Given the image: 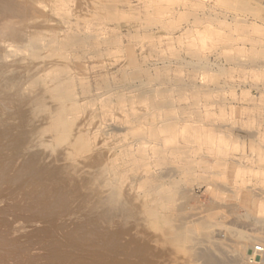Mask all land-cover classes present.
Masks as SVG:
<instances>
[{
	"label": "rangeland",
	"instance_id": "1",
	"mask_svg": "<svg viewBox=\"0 0 264 264\" xmlns=\"http://www.w3.org/2000/svg\"><path fill=\"white\" fill-rule=\"evenodd\" d=\"M224 1H227L226 4ZM224 1L0 0V39L11 43V53L22 59L23 71L19 74L21 81L26 80L23 74L26 70H30L33 76L44 78L49 89L56 82L53 78L56 72L64 77L77 73L78 77L72 89L73 97L68 99L62 96L59 100L67 108L69 129L65 133L45 136L51 146L40 150V155L39 152L38 155L35 154L38 157L33 158L34 154L25 156L20 151V144L15 143L16 136L13 134L16 133L17 126L19 128L23 123L27 131L31 126L50 129V125L41 119L31 124L25 106L18 100L11 107L4 102L5 99L0 102V198L8 201L4 200V204L0 199V236L2 240L4 238L0 242V253L3 252L4 255L0 264H35V261L36 264H56L57 260L58 264H83L82 256L86 261H92V246L99 241L94 238V229L100 231L102 228L101 231H104L107 228L105 225H108V229L111 225L103 224L104 220L88 211L89 215L85 214L83 202L88 196V190H85L81 178L76 177L80 183L75 182L76 178L73 182L72 178L69 181L62 177L61 180L60 176V180L53 181V178L49 180L47 174L49 177L53 176L57 172L54 169L63 164L72 163L78 169H92L101 160H105L101 162L104 163L101 166L104 165L107 176L104 172L101 179L109 182L114 179V165L125 157L122 148L125 141H135L141 131L156 136V131L160 129L172 131L170 137L176 141L169 142L170 145H159L163 158L151 170L153 175L158 176L156 184L164 192L145 184L143 193L149 199L155 195L151 204L156 202L155 206L161 212H171L173 206H180L182 209L179 212H172L177 218L179 215L184 218V228L188 233L192 231L194 238L189 237L186 241L189 249L185 245L183 253L173 252L171 248L169 250V245L165 249L166 244L162 245V250L160 244H156L155 248L154 244L152 247L149 243V249L146 247L142 253L135 252L136 256H130L129 262L144 264L147 257H150V262L155 257L157 262L154 261L153 264H204L202 259L195 260L187 252L195 244L192 248H209L218 255L214 246L217 244L223 247L227 264H251L249 256L252 247L255 243L264 241V7L254 5L252 11H243L235 0ZM1 5L6 8L8 5L14 11H6ZM8 23L11 26L6 27ZM20 31L28 33L32 39H39L41 49L35 57L32 47L21 41ZM45 98L48 102L55 100L50 92ZM231 106L235 108L232 119L226 114ZM156 112L161 114L154 117ZM206 112L209 113L207 117ZM194 124L204 130H191L190 127ZM178 128H182V131L176 132ZM11 130L14 131L13 136ZM186 135L192 136L193 142L185 139ZM209 135L222 140L219 156L207 144ZM158 136V142L169 137L166 134ZM39 156L41 161L38 160ZM24 164L29 171L23 168ZM42 170L46 172L42 173ZM47 171L54 172H50V175ZM161 174L163 177L160 178ZM46 175L51 182H44V185L42 180L47 182ZM44 187L46 191L50 190L44 192ZM173 190L176 198L168 199V194ZM47 193L51 198L46 196ZM249 200L253 205L262 203L263 209L247 217L244 214ZM9 206L18 213L14 209L10 210ZM43 207L46 209H42ZM90 215L92 216L89 218ZM196 217L216 219L211 232L213 235L208 236L203 229L196 230ZM50 218H54L53 221ZM99 220L102 221V226ZM118 221L119 219L113 221L115 227ZM87 222L91 225L88 226ZM93 223L96 226H92ZM131 224L133 228L128 227L130 233L141 231L136 226L134 229L133 222ZM131 224L129 222L127 226ZM75 225L81 227L78 226V229ZM113 226L110 229H114ZM61 227L67 229V232ZM86 228L88 232L84 231ZM58 229L64 235H60L63 233ZM68 229L71 233L73 231V236L76 235L75 239L73 236L71 239L72 234ZM49 232L55 235L53 239ZM82 232H86L85 235L90 239L84 237ZM3 233L11 235L9 237ZM91 236L94 240H91ZM59 238L64 239L61 240L62 243ZM195 238L198 242L194 241ZM244 238H248L251 243L247 245L242 260L236 263L232 257L233 249ZM77 239L80 245L75 243ZM60 247L66 248L67 252ZM74 247L77 248V253L73 251L75 254L70 251L75 250ZM157 249L161 252H157ZM144 250H148L147 256ZM56 251L62 254L65 251L67 254L62 255ZM78 251L88 257L79 256ZM150 252L152 256L149 255ZM109 253L112 255V250L106 251V256ZM71 254H74L73 257ZM139 254L145 255V260L142 261L139 258L142 255ZM118 256L123 259V254ZM66 257H70L72 262L70 259V262L67 261Z\"/></svg>",
	"mask_w": 264,
	"mask_h": 264
},
{
	"label": "bare ground",
	"instance_id": "2",
	"mask_svg": "<svg viewBox=\"0 0 264 264\" xmlns=\"http://www.w3.org/2000/svg\"><path fill=\"white\" fill-rule=\"evenodd\" d=\"M156 1V0H155ZM224 1V0H223ZM236 3L238 2V4H240V8L243 10V11H252V7H254V5L256 6H261V7H264V0H235ZM225 2V1H224ZM227 2V1H226ZM225 2V4H226ZM235 6V5H234ZM237 6V5H236ZM255 6V7H256ZM2 7V5H1ZM4 9L6 8V6H4ZM2 7V8H3ZM225 7V6H224ZM231 7V6H230ZM226 8V7H225ZM259 8V7H258ZM231 9V8H230ZM235 9V8H234ZM6 11H14V9L12 7H8L7 5V8L5 9ZM239 11V10H238ZM242 12H240L241 14ZM264 13V12H263ZM247 14V13H246ZM259 14V12H258ZM256 14V15H258ZM251 15V14H250ZM253 15V14H252ZM262 17V16H261ZM261 19V18H260ZM11 26L9 23L7 24L6 27H9ZM20 37H21V41L23 42L24 45L26 46H30L32 47L33 49V56L35 57L36 55H38L39 53V50L41 49V43L39 42V39L36 37L34 39L30 38L29 34L28 33H25L23 31H20ZM80 39V38H79ZM11 47H12V44L7 42L6 40H3V39H0V102L1 101H4L5 99V103L11 107L10 105H12L15 100H18L20 102V104L22 106H25V109H26V112L27 114L29 115L30 117V122L31 124L35 123V121H37L38 119H41L43 120L45 123L49 124L50 125V129L47 128V127H42V126H31L29 131L26 130L25 128V124L19 128L17 126V130L16 133H14V131L12 132L11 130V135H15L16 136V139H15V143H17L18 145L20 144L21 148H20V151L24 152L25 153V156L26 154H34L32 155L33 158L34 157H38V156H35L38 155V152L40 150H43V149H46V148H49V146H51L50 144H48V142L45 140V136H48V134L50 135H55V134H59V133H65L67 132V130L69 129V125H68V119H67V108L65 105L59 103V100L62 98V96H66L68 97V99L72 98L73 97V91L72 89L74 88V86L76 85V81H77V73L74 75H68L66 77L62 76L61 73L59 72H56V74H54V79H56V82L55 84L49 89L45 83V80L44 78H41V77H36V76H33L32 75V72L30 70H26L23 72V74L25 75L26 77V80H23L21 81V76H19V74L23 71V68H22V59H18L17 57H15L12 53H11ZM81 65H79L80 67ZM77 67V68H79ZM130 74V73H129ZM79 75V74H78ZM84 85H82L81 87H83ZM84 88V87H83ZM51 94L52 98L55 99L53 102H48L45 98V95L46 94ZM85 92V91H84ZM84 95V94H83ZM6 96V97H4ZM170 98V97H169ZM232 105V104H231ZM170 108V107H168ZM164 109V108H163ZM167 109V108H166ZM238 110V109H237ZM241 110V109H240ZM227 111V110H226ZM148 112V111H147ZM150 112V111H149ZM130 113H132V111H130ZM211 113V112H210ZM234 113H235V108H233L232 106L230 107V111L229 113H226L228 114V117L232 119V117L234 116ZM161 113L159 112H156L154 114V117L156 116H159ZM213 115V113H211ZM225 114V113H224ZM148 115V114H147ZM209 116V113L206 112V117ZM143 117V116H142ZM223 117V116H222ZM225 118V117H224ZM228 119V118H226ZM150 120V119H149ZM158 120V119H157ZM163 120V119H162ZM161 120V121H162ZM168 120V119H167ZM169 120H171L169 118ZM211 120V119H210ZM215 121V120H214ZM150 123V122H149ZM179 123V122H178ZM213 123V122H212ZM230 123V122H229ZM233 123V122H232ZM148 124V123H147ZM136 125V124H135ZM153 125V124H152ZM162 125V123H161ZM226 125H227V122H226ZM187 126V125H185ZM189 126V125H188ZM191 126V125H190ZM224 125H222L223 127ZM139 127V126H137ZM231 127V126H230ZM191 130H202L198 125H192V127H190ZM129 129V133H130V130H131V127L128 128ZM144 129V128H142ZM160 129V128H159ZM170 129V128H169ZM186 129V128H185ZM218 129V128H217ZM224 129V128H223ZM230 129V128H229ZM234 128H232L233 130ZM204 130V129H203ZM209 130V129H208ZM227 130V129H226ZM141 131V129H140ZM182 131V128H178L176 132H180ZM185 131V130H184ZM187 131V130H186ZM206 131V130H205ZM230 131V130H229ZM135 132V131H133ZM172 131H167L165 129H160L158 131H156L155 135H151V134H144V132H140L137 134L138 138L133 141V142H127L125 141L124 145L122 146L123 150H124V155L125 157H122V156H119V157H122L120 158V161L117 162L115 165H114V179L107 182V179L104 181V179L102 180L101 178L102 175L104 176L105 175V167L104 165L101 166V162L105 160H101V162L94 168L90 169V168H75V166L72 164V163H68V164H63L62 166H60L59 168H55L54 171L56 172V169H57V172L56 174L54 173L53 176L51 175L52 172L54 171H50L48 173H50V177H49V174L48 175V178H50L49 180H52L51 178H53V181L54 180H60V178L58 176L61 177V180H62V177L63 178H68L67 180H69V178H72V182L74 181V179L76 177L78 178H81L82 179V183H84V188L85 190L87 189L88 190V196L87 198L85 199V202H83L84 206H85V214H87L88 212L91 213V214H94L95 216H99L98 218L99 219H102V221L104 222L103 224L107 223L111 226H113L114 229H110L111 226H109L110 228L108 229V225H105L107 226V228H105V230L101 231H98V230H95L94 231L96 232V237L94 236V238H97V240L100 241V243L98 244L99 241H97L94 245V241L92 243V247H94L92 250V261L89 262V259L86 261V259H83V256L82 255H86V254H82V251L79 252L78 251V254L79 256H82V260H81V263L83 264H132L129 262V257L132 256L134 254V256H136L135 254L137 252H141L142 253V250L144 248H146L147 246H150L149 243L151 244H154L155 245V248H156V244H160V247L164 244H166L165 246V249L166 247L169 245V250L171 248V251L173 252H181L183 253V251L185 250V245H187L186 241L189 240V237L190 238H194L193 237V232H189L184 228V222L182 220V218L180 217L181 215L178 216H175V214L172 212V211H176L178 210V212L182 209L180 206L176 207V206H173L172 209H171V212H161L158 207L155 206L156 202L154 203V205L151 204V199H154V196L153 198L150 197L149 199V196L146 194L143 193V189L145 187V184H150L152 187H155V188H158V190L160 189L159 186L156 184V181L159 180L156 175H153L151 173V170H152V167L157 165L159 162H161V159L163 158L162 156V150L160 149L159 145H170L169 142H172V143H175L176 141L172 139V137H170V134H171ZM174 132V131H173ZM204 132V131H203ZM231 132V131H230ZM182 133V132H181ZM210 133V132H208ZM207 133V134H208ZM229 133V132H228ZM169 135V137H164L162 139V142H158L157 139L159 138L158 135ZM186 134V132H185ZM12 135V136H13ZM178 136V135H176ZM182 136V135H181ZM218 136V135H217ZM185 139H188V141H192L193 142V138L192 136H184ZM207 138V137H206ZM208 146L214 150V154L215 155H220L221 151H222V140L219 139L218 137L215 138L214 136L212 135H209L208 136ZM77 140V139H76ZM224 141V140H223ZM76 141H74L75 143ZM206 144V143H204ZM224 144V143H223ZM18 147V146H17ZM208 148V147H207ZM210 149V150H211ZM208 150V149H207ZM19 151V152H20ZM21 152V153H22ZM162 152V153H161ZM24 153H22L21 155H23ZM20 155V154H19ZM20 155V157H22ZM39 155H40V152H39ZM30 156V155H29ZM28 156V157H29ZM19 157V156H18ZM24 157V155H23ZM40 156H39V161L40 160ZM116 158V156L114 157ZM218 158V157H217ZM220 158V157H219ZM28 160H30L28 158ZM37 160V161H38ZM12 161V160H11ZM220 162V161H219ZM34 163V162H33ZM37 163V162H36ZM39 163V162H38ZM27 164V163H26ZM26 164H24L25 166H23V168H27L28 170V167L26 166ZM29 164H30V161H29ZM38 165V164H36ZM109 165V164H108ZM228 165V164H227ZM29 166V165H28ZM33 166V164H32ZM31 166V167H32ZM109 167V166H108ZM22 168V169H23ZM40 168V167H39ZM1 169V168H0ZM3 169V168H2ZM78 169V170H77ZM41 170V169H40ZM109 170V168L107 169ZM21 171V170H20ZM29 171V170H28ZM39 171V170H38ZM44 170H42V173H43ZM59 171V172H58ZM128 171V173H127ZM130 171V172H129ZM156 171V170H155ZM3 172V171H2ZM5 172V171H4ZM27 172V171H26ZM41 172V171H39ZM38 172V173H39ZM46 172V170L44 171ZM105 172V173H104ZM144 174H143V173ZM28 173V172H27ZM104 173V174H103ZM110 173V172H109ZM5 174V173H4ZM21 174V173H20ZM23 174V173H22ZM45 174V173H44ZM156 174V173H155ZM170 174V173H168ZM168 174H166L168 176ZM6 175V174H5ZM39 175V174H38ZM42 175V174H40ZM47 175H46V180L48 179L47 178ZM111 175V174H110ZM163 174H161L160 178L163 177L162 176ZM165 175V176H166ZM106 176H107V173H106ZM105 176V178H106ZM13 178V177H12ZM31 178H32V175H31ZM35 178V177H34ZM111 178V177H110ZM109 178V179H110ZM3 179V178H2ZM36 179V178H35ZM45 180V179H44ZM43 181V184L44 182L45 183H49L51 181L47 180L46 181ZM66 180V181H67ZM80 180V179H79ZM162 180V179H161ZM30 181V180H29ZM49 181V182H48ZM70 181V180H69ZM75 182H78L77 181V178L75 179ZM28 183V182H27ZM30 183V182H29ZM32 183V182H31ZM39 183V182H38ZM64 183V182H63ZM80 183V182H78ZM81 183V184H82ZM25 184V183H24ZM41 184V183H40ZM59 184V183H58ZM57 184V185H58ZM67 184V183H66ZM29 185V184H28ZM27 185V186H28ZM31 185V184H30ZM29 185V186H30ZM45 185V184H44ZM56 185V186H57ZM75 185V183H74ZM43 186V185H42ZM72 187V186H70ZM74 187V186H73ZM28 188V187H27ZM44 192L46 191V188L44 187ZM50 190V189H49ZM47 189V191H49ZM86 190V191H87ZM28 191V190H27ZM41 191V190H39ZM46 191V192H47ZM162 191L164 192L163 190H159V192ZM29 192V191H28ZM54 192V191H53ZM52 192V193H53ZM56 192V191H55ZM147 192V191H146ZM158 192V191H157ZM166 192V191H165ZM168 192V191H167ZM183 192V191H182ZM38 193V192H37ZM51 193V192H50ZM49 193V194H50ZM87 193V192H86ZM184 193V192H183ZM26 194V193H25ZM45 195V194H44ZM54 195L56 196V194L54 193ZM62 195V194H61ZM153 195V194H152ZM24 196V195H23ZM22 196V197H23ZM39 196V195H38ZM48 196V193L47 195ZM52 196V194H51ZM178 196V195H177ZM179 196H183V195H179ZM26 197V196H25ZM32 197V196H31ZM41 197V200H42V195L40 196ZM49 197V196H48ZM47 197V198H48ZM185 197V196H184ZM51 198V197H49ZM62 198V197H61ZM176 198V192H171L168 194V199H175ZM1 199V198H0ZM23 199V198H22ZM29 199H32V198H29ZM253 199V198H251ZM2 200V199H1ZM0 200V201H1ZM5 201L7 199H4ZM2 200L5 204V201ZM38 200V199H37ZM36 200V201H37ZM54 200V199H52ZM63 200V199H62ZM27 202V200H25ZM35 201V200H33ZM43 201V200H42ZM46 201V200H44ZM49 201V200H48ZM47 201V202H48ZM8 202V201H6ZM23 202V201H22ZM29 202V200H28ZM38 202V201H37ZM53 202V201H52ZM154 202V201H153ZM152 202V203H153ZM187 202V201H186ZM185 202V203H186ZM259 201H257L258 203ZM18 203V202H17ZM30 203V202H29ZM32 203V202H31ZM40 203V202H39ZM43 202H41L42 204ZM57 203V202H56ZM61 203V202H60ZM59 203V204H60ZM181 203V202H180ZM1 204V203H0ZM8 205V203H6ZM19 204H21L19 202ZM28 204V203H27ZM36 204V203H35ZM34 204V205H35ZM46 204V203H45ZM49 203H47L48 205ZM224 204V203H223ZM262 204V203H261ZM259 205V204H255L253 205V203H251V200L248 201V209L246 210L245 214L247 217L251 216L252 214H255L257 213L258 210H262L263 209V204L262 205ZM9 205H10V202H9ZM12 205H14L13 201H12ZM25 205V204H24ZM30 204H28L29 206ZM33 205V204H32ZM37 205V204H36ZM183 205V204H182ZM216 205V204H215ZM226 205V204H225ZM230 205V204H229ZM257 205V206H256ZM42 206H44V204H42ZM66 206V205H65ZM69 206V205H67ZM83 206V207H84ZM222 206V205H221ZM224 206V205H223ZM234 206V205H233ZM7 207V206H6ZM12 206H9L8 208H10V210H15V208H11ZM27 207V206H26ZM35 207V206H34ZM231 207V206H230ZM1 208H2V205H1ZM49 208V207H48ZM181 208V209H180ZM34 209V208H33ZM42 209H46V207L42 208ZM217 209V208H216ZM215 209V210H216ZM2 210V209H1ZM4 210V209H3ZM18 210V209H17ZM24 210V209H23ZM45 211V210H44ZM88 211V212H87ZM8 212V211H7ZM31 212V211H30ZM38 212V211H37ZM47 212V211H46ZM232 212V211H231ZM1 213V212H0ZM9 213V212H8ZM14 213V212H13ZM18 213V212H17ZM16 213V214H17ZM84 213V212H83ZM238 213V212H237ZM236 213V214H237ZM10 214V213H9ZM33 214V213H32ZM231 214V213H230ZM7 215V214H6ZM38 215V214H37ZM42 215V213H41ZM89 215V214H87ZM93 215V217L95 218V216ZM195 215V214H194ZM11 216V215H10ZM13 216V215H12ZM92 215L89 216V218L91 217ZM240 216V215H239ZM238 216V217H239ZM253 216V215H252ZM257 216V215H256ZM31 217H33V215H31ZM88 217V216H87ZM92 217V218H93ZM180 217V218H179ZM221 217V216H220ZM234 217V216H233ZM237 217V219H238ZM244 217V216H243ZM263 217V215H262ZM15 218V217H14ZM39 218V216H38ZM42 218V217H41ZM49 218V217H48ZM86 218V216L84 217ZM93 218V219H94ZM195 218V217H194ZM254 218V217H253ZM252 218V219H253ZM259 218V217H258ZM4 219V218H2ZM54 218H50L51 221H53ZM88 219V218H86ZM96 219V218H95ZM118 220V223H116V227H115V224H113L114 220ZM184 219V218H183ZM241 219V216L240 218ZM244 219V218H243ZM264 219V218H263ZM6 220V219H5ZM12 220V219H11ZM28 220V219H27ZM86 223V220L83 219ZM82 220V221H83ZM92 220V219H90ZM9 221V220H7ZM14 221V220H13ZM17 221V220H16ZM32 221V220H31ZM50 221V222H51ZM101 220H99L100 222ZM102 221H101V226H102ZM186 221V219H185ZM6 222V221H5ZM12 222V221H11ZM40 222V221H39ZM57 222V221H56ZM54 222V224L56 223ZM81 222V221H79ZM77 222V224L79 223ZM97 222V221H96ZM131 224V222H133L134 224V229H135V226L139 229H141V231H135L130 233V229H128V227L132 226L133 228V225H129L127 226V223ZM187 222V221H186ZM251 222V221H250ZM8 222H6L7 224ZM44 223V222H43ZM61 223V222H60ZM59 223V224H60ZM196 230L198 231L199 230H205L206 234L208 236H210V234H212V230L213 228L215 227L216 225V219H212V218H204V217H196ZM2 224V223H1ZM5 225V223H3ZM15 224V223H14ZM45 224V223H44ZM57 224V227L58 225ZM68 225V223H66ZM65 224V225H66ZM81 224V223H80ZM83 224V223H82ZM90 224V222H89ZM88 222H87V225L89 226ZM255 224V223H254ZM11 225V223H10ZM51 225V224H50ZM53 225V224H52ZM62 225V224H60ZM66 225V226H67ZM91 225V224H90ZM98 225V224H97ZM222 225V224H221ZM43 226V225H42ZM76 226V225H75ZM81 227V225H78ZM78 226H76V228H78ZM84 226V225H82ZM92 226H96L95 223L92 224ZM99 226V225H98ZM188 226V224H187ZM13 227V226H12ZM47 227V225H46ZM49 227V226H48ZM56 226H53V228H55ZM56 227V228H57ZM64 227V226H63ZM87 227V226H85ZM17 228V227H16ZM38 228V227H37ZM45 228V227H44ZM59 228V227H58ZM62 228V227H61ZM60 228V230H62ZM67 228V227H66ZM84 228V227H83ZM88 228V227H87ZM86 228V229H87ZM90 228V227H89ZM96 228V227H95ZM1 229V228H0ZM14 229V228H13ZM36 229V228H35ZM40 229V228H39ZM79 229V228H78ZM76 229V230H78ZM84 229V231L88 232V229L86 230ZM104 229V227H103ZM108 229V230H106ZM134 229H131L132 231ZM138 229V230H139ZM19 230V229H18ZM34 230V229H33ZM37 230V229H36ZM43 230V228L41 229ZM47 230V229H46ZM49 230V228H48ZM47 230V231H48ZM59 229L57 231H60ZM63 230H67V229H63ZM62 230V231H63ZM72 230V229H71ZM75 230V231H76ZM81 230V229H80ZM137 230V229H136ZM264 230V229H263ZM3 231V230H2ZM12 231V229H11ZM14 231V230H13ZM25 231V230H24ZM45 231V233L47 232ZM60 231V232H62ZM8 232V231H7ZM10 232V231H9ZM20 232V231H19ZM18 232V233H19ZM30 231H28V234H29ZM33 232H36V231H33ZM32 232V233H33ZM51 232V231H50ZM49 232V234H51ZM55 232V231H54ZM67 232V231H66ZM68 232L69 229H68ZM85 232V234H87ZM90 230H89V234H90ZM220 232V231H219ZM223 232V231H222ZM2 233V232H1ZM0 233V234H1ZM17 233V232H16ZM25 233V232H24ZM37 233H40L37 231ZM53 233V232H52ZM56 233V232H55ZM63 233V232H62ZM71 233V232H70ZM94 233V232H93ZM199 233V232H198ZM4 235H8V234H5L3 233ZM15 234V233H14ZM27 234V232H26ZM42 234V233H41ZM48 234V233H47ZM57 234V233H56ZM60 234V233H58ZM68 236H69V233H67ZM71 239H72V236H73V231L71 233ZM76 234V233H75ZM83 234V232H82ZM84 235L87 236V235ZM11 235V234H10ZM10 235H8L10 237ZM13 235V234H12ZM20 235V234H19ZM45 235V234H44ZM52 235V239H53V235L54 234H51ZM60 235H64L63 234H60ZM66 235V234H65ZM91 235V234H90ZM93 235V234H92ZM213 235V234H212ZM28 236V235H27ZM26 236V237H27ZM33 236V234H32ZM47 236V235H46ZM55 236V235H54ZM67 236V235H66ZM67 236V237H68ZM76 236V235H75ZM73 236V238L75 237ZM78 236V235H77ZM81 236V235H80ZM78 236V237H80ZM7 237V238H9ZM17 237H19L17 235ZM44 237V236H43ZM63 237V236H61ZM90 237V236H89ZM91 240L93 238V236H91ZM22 238V237H21ZM28 238V237H27ZM40 238V237H39ZM45 238V237H44ZM50 238V239H51ZM56 238V237H55ZM54 238V239H55ZM77 238V237H76ZM83 238V237H82ZM88 238V236H87ZM124 238V240H123ZM198 238V237H197ZM11 239V238H10ZM14 239V237L12 238ZM34 239V238H33ZM42 239V237H41ZM46 239V238H45ZM66 239V238H65ZM75 239V238H74ZM73 239V240H74ZM80 239V238H79ZM90 239V238H88ZM4 240V238H3ZM2 240V237L0 236V242L3 241ZM49 240V239H47ZM58 241V238L56 239ZM60 240V238H59ZM61 240H64L63 238ZM60 240V241H61ZM69 240V239H68ZM87 240V239H85ZM91 240L89 241L91 243ZM10 241V240H9ZM13 241V240H12ZM16 241V239H15ZM32 241V240H31ZM36 241V240H35ZM43 241V240H42ZM54 243L56 242L55 240H53ZM59 241V242H60ZM71 241V240H70ZM83 241V239H82ZM122 241V242H121ZM192 241V240H191ZM194 241H196V238L194 239ZM219 241V240H218ZM221 241V240H220ZM34 242V241H33ZM49 242H51L49 240ZM47 242V243H49ZM65 242V241H64ZM63 242V245H65V243ZM87 242V241H86ZM89 242L88 245H89ZM198 242V241H196ZM249 239H242L241 241H239V243L234 247L233 249V254H232V257H233V260L236 262V263H239L244 254H245V251H246V248H247V245H249ZM6 245H7V242H5ZM16 243V242H15ZM22 243V242H21ZM45 243V241H44ZM58 243V242H56ZM62 243V241H61ZM59 243V244H61ZM69 243V242H68ZM75 243H79L80 245V242L78 241L77 239V242L75 241ZM86 243V244H87ZM195 243V242H194ZM203 243H206V241H204ZM211 243V242H209ZM214 243V242H213ZM251 243V242H250ZM3 244V243H2ZM9 244V242H8ZM14 244V242L12 243ZM42 244V242H41ZM52 244V242H51ZM57 244V246L59 245ZM70 244V243H69ZM83 244V243H82ZM193 244V243H192ZM197 244V243H196ZM208 244V243H207ZM26 245V244H25ZM28 245V244H27ZM40 245V244H39ZM38 245V246H39ZM50 245V243H49ZM71 245V244H70ZM75 245V244H74ZM154 245L152 247H154ZM190 245V244H189ZM194 247H195V244H193ZM192 245V246H193ZM198 245V244H197ZM203 245V244H202ZM5 246V245H4ZM18 246V245H17ZM22 246V245H20ZM42 246V245H41ZM52 246V245H51ZM66 246V245H65ZM72 246V245H71ZM70 246V248H71ZM78 246V245H77ZM84 246V245H82ZM191 246V249L187 252V255H191L194 256L193 259L197 260V259H202L204 262V264H227L226 260L224 258V250H223V247H221L220 245H217L215 244V251H218L220 253H218V255L216 254V252L214 253L213 250L207 248V249H203V248H192ZM200 246V245H199ZM209 246V245H208ZM212 246V245H210ZM6 247V246H5ZM8 247V246H7ZM31 247V246H29ZM43 247V246H42ZM48 246L44 245V248H46ZM55 247V246H54ZM53 247V248H54ZM64 248V246H62ZM67 247V246H66ZM73 247V246H72ZM80 247V246H79ZM85 247V246H84ZM151 247V248H152ZM159 248V250H161ZM162 250L164 249V246H162ZM188 249H189V246L187 245ZM52 248V249H53ZM61 248V247H60ZM61 248V249H63ZM75 248V247H74ZM73 248V249H74ZM86 248V247H85ZM84 248V249H85ZM148 248V247H147ZM1 249V248H0ZM4 249V248H3ZM9 249V248H8ZM29 249V248H28ZM47 251L49 248H46ZM57 249V248H56ZM77 248H75V250H70V251H76L77 253ZM81 249V247H80ZM79 249V250H80ZM109 249L110 251L112 250L113 254L111 255L110 253L108 254L110 257H108V255L106 256V251L109 252ZM149 249V248H148ZM213 249V247H212ZM6 250V249H5ZM11 250V249H9ZM16 250V249H14ZM19 250V249H17ZM51 249H49V252ZM60 250V249H58ZM63 250H66L63 249ZM83 250V249H82ZM89 250V249H87ZM152 252H153V248L151 249ZM150 250V251H151ZM156 250V249H155ZM154 250V253L156 254ZM158 250V249H157ZM159 250L157 252H159ZM161 250V251H162ZM2 251V250H1ZM45 251V250H44ZM55 251V250H54ZM53 251V252H54ZM70 251L68 250V252L70 253ZM86 251V250H85ZM145 251V250H144ZM143 251V252H144ZM148 252V250H146ZM146 251H145V254H146ZM160 251V252H161ZM18 252V251H17ZM31 252V251H30ZM29 252V254H30ZM42 252V251H41ZM60 252V251H58ZM56 251V253H58ZM64 252L63 254H65L67 252L65 251H62ZM136 252V253H135ZM159 252V253H160ZM170 252V251H169ZM3 253V252H2ZM2 253H0V259L4 256ZM6 253V252H5ZM47 252H45L46 254ZM61 253V252H60ZM74 253V252H73ZM86 253V252H84ZM123 254V259L120 258V256H118V254ZM151 253V252H150ZM158 253V254H159ZM168 253V251H167ZM13 254V253H12ZM15 254V253H14ZM13 254V255H14ZM24 254V253H23ZM34 254V253H33ZM38 254V253H37ZM48 254V253H47ZM52 254V253H51ZM55 253H53L52 255H54ZM62 254V253H61ZM60 254V255H61ZM62 254V255H63ZM67 254V253H66ZM75 254V253H74ZM73 254V255H74ZM148 254V253H147ZM146 254V256H147ZM7 255V254H6ZM9 255V254H8ZM11 255V254H10ZM28 255V254H27ZM31 255V254H30ZM43 255V254H42ZM58 255V254H57ZM56 255V257H57ZM59 255V256H60ZM72 255V254H71ZM72 255V257H73ZM77 255V254H76ZM89 255V254H88ZM138 255V254H137ZM139 255H142V257H139L142 261L143 259L145 260V258H143V254H139ZM152 256V253L149 254ZM148 255V256H149ZM161 255V254H160ZM160 255H157L158 257ZM173 255V254H172ZM171 255V256H172ZM25 256V255H24ZM23 256V257H24ZM70 256V255H69ZM78 256V255H77ZM87 256V255H86ZM134 256L132 258H134ZM196 256V257H195ZM6 257V256H5ZM9 257V256H8ZM14 257V256H12ZM15 257H18V256H15ZM14 257V258H15ZM21 257V255H20ZM28 257V256H27ZM47 257V256H46ZM88 257V256H87ZM85 257V258H87ZM136 257V259H137ZM158 257H157V260H158ZM165 257V256H164ZM14 258H11V259H14ZM19 258V257H18ZM22 258V257H21ZM30 258V257H29ZM37 258V257H35ZM42 258V257H41ZM50 258V257H49ZM53 258V257H52ZM59 258V257H58ZM78 258V257H77ZM80 258V257H79ZM89 258H90V255H89ZM150 258V257H149ZM148 257L146 258V262L144 264H148L150 261ZM168 258V257H167ZM172 258V257H170ZM197 258V259H196ZM10 259V260H11ZM34 259V258H33ZM55 259L56 261V258H53V260ZM66 259H68V257H66ZM65 259V260H66ZM70 259V257H69ZM69 259L67 261H69ZM74 259V258H73ZM72 259V260H73ZM131 259V258H130ZM139 259V260H140ZM153 259V258H151ZM188 261H190V256H188ZM24 260V259H23ZM35 260V259H34ZM38 260V259H37ZM42 260V259H41ZM63 260V259H62ZM61 260V261H62ZM79 260V261H80ZM149 262H148V261ZM177 260V259H176ZM180 260V259H179ZM201 260V261H202ZM6 261V260H5ZM4 261V262H5ZM15 261V260H14ZM17 261V260H16ZM15 261V262H16ZM46 261V260H45ZM52 261V260H51ZM64 261V260H63ZM71 261V259H70ZM69 261V262H70ZM74 261V260H73ZM77 261V262H79ZM137 261V260H136ZM153 261V262H152ZM149 264H153L155 262H157L155 260V257L154 259L152 260ZM155 261V262H154ZM167 261V260H166ZM170 261H172L170 259ZM192 261V259H191ZM8 262V261H7ZM25 262H28L25 260ZM31 262V260H30ZM33 262V261H32ZM31 262V263H32ZM39 262V261H37ZM49 262V260H48ZM72 262V261H71ZM75 262V261H74ZM134 262V261H133ZM138 262H141V261H138ZM180 262V261H179ZM182 262V261H181ZM187 262V261H186ZM41 263V261H40ZM43 263V262H42ZM64 263V262H63ZM76 263V262H75ZM167 263V262H166ZM169 263V262H168ZM195 263V262H194ZM264 263V260L263 262ZM10 264V262H9ZM15 264V263H14ZM21 264V263H20ZM23 264V263H22ZM35 264H36V261H35ZM38 264V263H37ZM56 264H58V260L56 262ZM60 264V263H59ZM71 264V263H69ZM138 264V263H136ZM142 264V262L140 263ZM157 264V263H156ZM182 264V263H181ZM231 264V262H230Z\"/></svg>",
	"mask_w": 264,
	"mask_h": 264
},
{
	"label": "built area",
	"instance_id": "3",
	"mask_svg": "<svg viewBox=\"0 0 264 264\" xmlns=\"http://www.w3.org/2000/svg\"><path fill=\"white\" fill-rule=\"evenodd\" d=\"M264 260V241L255 243L252 247V253L249 256V262L251 264H260Z\"/></svg>",
	"mask_w": 264,
	"mask_h": 264
}]
</instances>
